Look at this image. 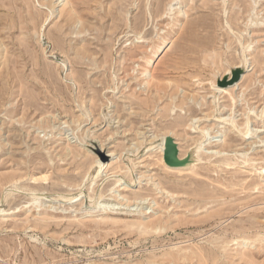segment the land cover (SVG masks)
Segmentation results:
<instances>
[{"label": "rangeland", "instance_id": "obj_1", "mask_svg": "<svg viewBox=\"0 0 264 264\" xmlns=\"http://www.w3.org/2000/svg\"><path fill=\"white\" fill-rule=\"evenodd\" d=\"M61 1L0 0V264H264V0Z\"/></svg>", "mask_w": 264, "mask_h": 264}, {"label": "bare ground", "instance_id": "obj_2", "mask_svg": "<svg viewBox=\"0 0 264 264\" xmlns=\"http://www.w3.org/2000/svg\"><path fill=\"white\" fill-rule=\"evenodd\" d=\"M62 2L64 3V7L60 10V14L61 15H63V14H66V19H69V20H74V11H73V4L71 3V0H62L61 1V4H62ZM176 2H178V1H176ZM174 3V4H177V3ZM257 2L255 1V3L253 4V5H255ZM60 4V5H61ZM65 6H67L66 8H65ZM172 6V5H171ZM173 7V6H172ZM169 8H171V7H169ZM168 8V9H169ZM179 9H180V7H179ZM253 9V8H252ZM182 10V9H181ZM183 12V11H182ZM181 13V11H178V14H180ZM79 21V20H78ZM160 49H161V47H159V45L157 46V49H156V54L155 55H157L158 53H159V51H160ZM147 62V61H146ZM147 63H149V62H147ZM147 76V74H146V72L144 73V75H143V77H146ZM235 75H234V77L231 79V80H229L228 81V83H230V82H232L233 80H235ZM146 86H149L150 85V82L149 81H147L146 80V82L144 83ZM154 87V89H155V92H158L159 91V86H153ZM152 85L147 89V91L150 93V92H152ZM162 92V91H161ZM163 93V92H162ZM139 103V105H144V107H146V109H148V106H147V104L149 103V98H146L144 101H140V102H138ZM143 111H145V109H143ZM171 113V112H170ZM131 115H133V113H129V116H131ZM136 116V115H135ZM190 121L192 122L193 121V119H190ZM224 121H227V122H231V124H232V127H234L235 125H233V123H232V121H230L229 119H224ZM247 134V133H246ZM255 135V134H254ZM262 142H264V140L262 141ZM218 147H220L221 149L220 150H218V151H216V153L217 154H220L221 152H223L222 150L223 149H227V148H231L229 145H228V143L227 142H224L223 141V144L222 145H220V146H218ZM261 174L262 175H264V168H262V170H261Z\"/></svg>", "mask_w": 264, "mask_h": 264}, {"label": "water", "instance_id": "obj_3", "mask_svg": "<svg viewBox=\"0 0 264 264\" xmlns=\"http://www.w3.org/2000/svg\"><path fill=\"white\" fill-rule=\"evenodd\" d=\"M177 146L171 137H167L164 141L163 161L169 167L180 166L177 160Z\"/></svg>", "mask_w": 264, "mask_h": 264}]
</instances>
